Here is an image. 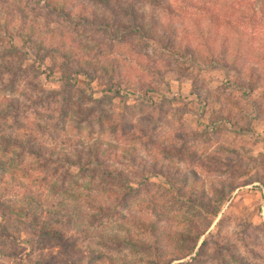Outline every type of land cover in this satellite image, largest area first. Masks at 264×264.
I'll return each instance as SVG.
<instances>
[{
    "label": "rangeland",
    "instance_id": "1",
    "mask_svg": "<svg viewBox=\"0 0 264 264\" xmlns=\"http://www.w3.org/2000/svg\"><path fill=\"white\" fill-rule=\"evenodd\" d=\"M54 1L67 12L105 16L102 7L88 0ZM138 3L147 16L165 25L159 34L166 28L171 39L191 48L194 62L175 60L152 41L145 47L110 49L106 36L77 18L67 23L36 2L0 0V26L6 28L4 33L0 29V137L29 136L43 149L70 155L74 141H100L110 165L129 178L134 189L116 213L91 217L95 211L35 182L42 173L27 178L0 173L6 197L16 205L19 199H29L28 209L37 217L35 221L29 214L23 224L12 216L0 219V226L9 231L0 229V264H150L158 249L194 245L192 222L211 225L189 257L169 264H236L231 254L247 264H264V0ZM38 47L49 51L43 62ZM211 56L223 61L222 67L206 64ZM62 61L83 70L72 76L75 88L70 90L80 99L69 106L71 118L53 117L48 123L54 102L40 100V92L59 87ZM89 64L97 73L88 87ZM101 67L114 76L121 91L105 92L111 102L102 106L112 119L98 124L90 108L107 89ZM146 95L151 102L145 103ZM10 102L17 111L4 115ZM256 109L261 110L258 116ZM85 112L86 119L78 120ZM163 148L169 154H163ZM135 160L165 169L173 181L159 174H147L142 181ZM75 179V192L111 206L105 190L114 186L99 188L85 175ZM229 182L241 185L230 194ZM178 187L187 197L200 191L202 205L219 211L217 216L187 203L186 195L182 199L175 193ZM218 189L225 191L223 198L215 193ZM131 218L154 221L164 232L156 241L130 223ZM49 229L77 250L64 252L46 235ZM128 238L158 249H134L126 244Z\"/></svg>",
    "mask_w": 264,
    "mask_h": 264
},
{
    "label": "trees",
    "instance_id": "2",
    "mask_svg": "<svg viewBox=\"0 0 264 264\" xmlns=\"http://www.w3.org/2000/svg\"><path fill=\"white\" fill-rule=\"evenodd\" d=\"M40 4L45 10H48L55 15L64 19L65 22L70 23L74 18H77L78 22L84 25H89L96 28L101 34L107 37L108 43H110L109 48L115 49L117 46H125L129 44L139 45L140 47H145L147 44L152 42L157 43L160 48L166 52L167 56L179 60V61H193L194 53L191 48L183 47L180 43L174 39L170 38L169 31L165 28L162 34L157 32L158 29H164L165 25L161 23L160 20L154 18L153 15H146L140 10V3L138 0H88L95 5L102 7L105 11V16L98 17L93 14L84 15L72 12H67L65 9L58 5L54 0H30ZM151 3L160 5V0H149ZM169 13L168 11H164ZM1 31L6 32V28L0 26ZM11 38V37H10ZM29 38V36L27 37ZM116 42V43H113ZM112 43V44H111ZM49 51L47 48L38 47L37 56L39 61L43 62L46 56H48ZM136 54V53H135ZM204 62V61H203ZM209 66H220L222 67L223 61H220L214 56L208 58ZM92 75H87L89 81L87 86L89 87L95 75L97 73L96 68L91 67L89 64ZM102 67L100 68V70ZM60 85L57 89L41 90L39 99L51 100L53 101V106L51 112L47 116V122L53 123L54 118L61 121L65 120L67 116L72 117V110L70 109V104L72 102L80 99V96H73L70 90L75 88V82L72 76H77L83 72L80 68H74L68 64L66 61L60 63ZM100 76L103 78L104 83L107 85V89L104 91L102 98L99 99L97 103L91 106L90 111H94L97 117V123L102 124V121H107L112 119V115L109 114L106 109L102 106L110 104L109 95L105 92L111 94H119L121 91L119 83L114 79V76L109 75V73L101 70ZM244 91H250L251 87L242 86ZM149 88V87H148ZM81 90V94L85 91ZM146 89V93H147ZM39 95V96H40ZM151 102V97L146 95L145 103ZM79 104V103H76ZM141 104H143L141 102ZM15 105L12 102L9 103L8 108L4 115H8L10 112L13 113L17 111ZM260 109H256L259 115ZM88 112H85L80 119L85 120ZM77 115V114H76ZM54 117V118H53ZM77 120V121H78ZM76 122V121H75ZM88 126H90L88 124ZM78 129V127H77ZM1 138L0 145V173L8 174L13 176L15 172L20 173L22 178H27L34 173H42L43 175L35 177V182H42L48 185L49 188L55 190L58 194L66 195L73 200H77L83 207L95 211L97 216H108L112 213H116L120 205L125 204L126 198L130 196L131 191L134 189L131 186V181L129 178L123 176L122 172L110 165L109 161L111 157H108L107 149L101 148L100 141H95L90 145H83L78 141H74L76 144L73 146V151L70 154H64L60 152H53L48 149H43L40 144L34 142V140L29 136L14 137L10 134L3 135ZM181 147H185L183 144ZM180 147H178L177 151ZM161 152L165 155L169 154V151L165 148L161 149ZM110 158V159H109ZM114 160V158H113ZM115 161V160H114ZM133 162L135 165L138 164L140 171H137L138 176L141 177L142 181H146L147 174L154 176L156 174L161 175L167 181H173L174 177L172 174L166 173L165 169L161 167L156 168L154 165H146L143 161L135 160ZM116 162V161H115ZM71 170L75 171L76 174H72ZM84 175L92 182H96L97 187L104 188L105 186H114L105 190V196L107 199L112 201L111 206L105 200H100L98 198L87 197V195L82 194L80 191L75 192L73 187H79L75 177H84ZM89 182L84 185L88 186ZM228 192L231 194L238 187L239 183L229 182ZM118 188V189H117ZM7 188L0 184V219L5 221L7 216H12L20 224L28 218L29 214H32L33 219L37 220L36 213L31 212L28 208L30 202L29 199L18 200V204H14L13 201L6 197ZM121 190V191H117ZM223 189L219 191L216 190L215 193L223 198ZM176 194H182L180 197L182 199L187 197V193L182 191L180 187L175 189ZM200 191L195 193H189L186 202L192 206H203L202 196ZM225 198V197H224ZM123 207V206H122ZM202 210H206V214H211L212 217H216L219 211H207V207H202ZM210 209V208H209ZM151 211H155L153 207L150 206ZM211 210V209H210ZM199 218V217H198ZM7 221V220H6ZM21 221V222H20ZM130 223L133 225L142 227L144 230L148 231L151 236L155 237L156 241L160 238V234L164 232V229L156 227L154 221H141L139 219L131 218ZM192 230L194 235L192 236V242L194 245H181L178 247L167 249L154 250L150 248V244L145 241H134L131 238L125 239L128 246L134 249L143 250H160V253H153V259L150 264H169L171 261L181 260L183 258L189 257L194 251L196 244L201 236L208 230L211 223L207 222L206 225L200 226L199 223L192 222ZM2 233L9 232L8 229L3 225L0 226ZM46 235L50 236L51 240L56 242V244L61 247L64 252H75L77 249L70 240L66 239L63 235L54 231V229H49L46 231ZM1 234V233H0ZM9 237L11 233H7ZM2 235V234H1ZM189 236L180 234V237L189 239ZM11 237V236H10ZM182 242L185 243L183 240ZM188 242V241H187ZM191 242V241H190ZM186 244V243H185ZM166 254H172L171 257L162 260L163 256ZM232 261L236 264H247L245 259L237 254L229 255ZM162 262V263H161ZM164 262V263H163ZM40 263L44 264L42 260ZM51 264V263H48ZM109 264H116L114 260H110Z\"/></svg>",
    "mask_w": 264,
    "mask_h": 264
}]
</instances>
